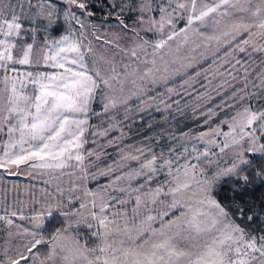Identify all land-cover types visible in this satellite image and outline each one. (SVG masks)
Here are the masks:
<instances>
[{
	"label": "snow or ice",
	"instance_id": "snow-or-ice-1",
	"mask_svg": "<svg viewBox=\"0 0 264 264\" xmlns=\"http://www.w3.org/2000/svg\"><path fill=\"white\" fill-rule=\"evenodd\" d=\"M0 170V264H264V0H0Z\"/></svg>",
	"mask_w": 264,
	"mask_h": 264
},
{
	"label": "rangeland",
	"instance_id": "rangeland-1",
	"mask_svg": "<svg viewBox=\"0 0 264 264\" xmlns=\"http://www.w3.org/2000/svg\"><path fill=\"white\" fill-rule=\"evenodd\" d=\"M102 15L98 14V19L99 16ZM156 123L153 125L152 129H147V127L145 128H134L133 132L130 133V135L133 137V139L131 140H126L127 143H135L136 140H142L144 139V137L146 135H151L154 134L156 132H161V146H166L168 141H167V133L162 131L164 129H173V130H187V128L189 127H195L196 126V122L194 120H192L191 117V113L190 111L184 115V116H180L178 114L173 113V115L176 116V119L173 121L171 119V117L168 118V123H164L161 119V117L159 116L158 113H156ZM145 119L147 120L148 117L145 116ZM93 123H97L98 121H96L95 119L92 121ZM113 136L118 135V133H112ZM155 143V141H153ZM107 151L109 153L113 154V159L117 158L115 156L114 153V149L112 148H108ZM157 151H159V148H157ZM109 163L111 162L110 160L108 161ZM0 175H3V170H0ZM31 183H37L31 180H28L26 177L24 176H7L5 175L4 178V182L2 184H0V188H3L7 191L8 193V198L9 200L12 199V197L16 194L15 191L13 190V185L14 184H19L20 185V189H19V193L21 198H25V188L27 185L31 184ZM2 214V213H0ZM4 235V233L0 232V236ZM2 242V241H0Z\"/></svg>",
	"mask_w": 264,
	"mask_h": 264
},
{
	"label": "trees",
	"instance_id": "trees-1",
	"mask_svg": "<svg viewBox=\"0 0 264 264\" xmlns=\"http://www.w3.org/2000/svg\"><path fill=\"white\" fill-rule=\"evenodd\" d=\"M98 14H101V13H98ZM154 115H155V116H157V114H156V113H154Z\"/></svg>",
	"mask_w": 264,
	"mask_h": 264
}]
</instances>
